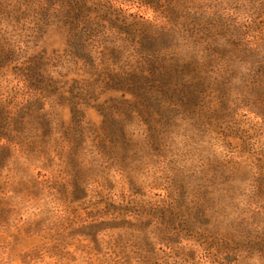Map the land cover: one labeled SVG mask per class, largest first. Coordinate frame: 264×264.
<instances>
[{
  "label": "rangeland",
  "instance_id": "1",
  "mask_svg": "<svg viewBox=\"0 0 264 264\" xmlns=\"http://www.w3.org/2000/svg\"><path fill=\"white\" fill-rule=\"evenodd\" d=\"M0 264H264V0H0Z\"/></svg>",
  "mask_w": 264,
  "mask_h": 264
}]
</instances>
